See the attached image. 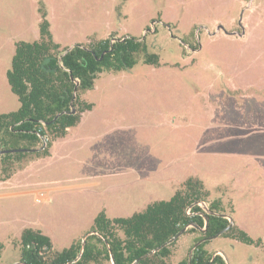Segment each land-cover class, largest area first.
Segmentation results:
<instances>
[{"label": "rangeland", "instance_id": "374dc122", "mask_svg": "<svg viewBox=\"0 0 264 264\" xmlns=\"http://www.w3.org/2000/svg\"><path fill=\"white\" fill-rule=\"evenodd\" d=\"M39 3L61 44L144 41L159 65L141 55L129 70L101 73L81 96L91 111L51 156L16 162L9 178L0 168V264L18 263L25 228L61 252L98 213L130 217L188 177L260 241L219 236L204 250L225 264H264V0H0V114L19 108L6 72L14 42L35 40Z\"/></svg>", "mask_w": 264, "mask_h": 264}, {"label": "trees", "instance_id": "16d2710c", "mask_svg": "<svg viewBox=\"0 0 264 264\" xmlns=\"http://www.w3.org/2000/svg\"><path fill=\"white\" fill-rule=\"evenodd\" d=\"M38 13L41 18L39 39L16 42L11 67L6 72L19 108L0 114V168L5 178L11 176L16 162L26 164L33 158L49 156L52 142L41 149L40 136L49 135L52 141L63 138L68 128L80 122L81 114L91 110L92 105L83 102L80 96L93 89L99 74L129 70L141 55L146 65H159L158 56L147 53L144 41L115 38V35L75 45L67 52L68 48L61 49L53 41L42 3H39ZM16 150L25 152H9ZM30 150L32 152H26ZM209 197L210 192L200 179L188 177L169 200L152 202L130 217L108 218L102 211L93 220L90 232L94 234L86 238L80 256L81 241L56 252L48 236L25 228L20 234L18 263L170 264L177 240L157 249L182 229L187 228L183 235L198 234L194 245L229 226L221 201H210ZM200 203L206 204L212 214H207ZM204 228L202 233L200 230ZM221 237L246 245H260L259 240L254 241L235 225ZM204 243L177 264H225L219 255L212 258L204 250ZM1 249L0 244V252Z\"/></svg>", "mask_w": 264, "mask_h": 264}, {"label": "crops", "instance_id": "0c3cea01", "mask_svg": "<svg viewBox=\"0 0 264 264\" xmlns=\"http://www.w3.org/2000/svg\"><path fill=\"white\" fill-rule=\"evenodd\" d=\"M45 9V8H44ZM45 11H46V9H45ZM37 12H38V8H37ZM38 15H39V13H38ZM46 15H47V12H46ZM39 17H40V15H39ZM47 18V17H46ZM40 21H41V18H40ZM40 21H39V23H40ZM49 22V21H48ZM49 31H50V33H51V36H52V39H53V41L56 43V44H58L60 47H61V49H63V48H71V47H73V46H75V45H81V44H86V43H90V42H96L97 40H93L91 37H89V38H87L84 42H82V43H71V44H69V45H67V46H65V44H61L60 42H59V40H57L56 38H55V36H54V34H53V32H52V30H51V26H50V23H49ZM36 36V37H35ZM34 37H35V40L34 41H37L38 39H39V24H38V33H37V35H35ZM118 36H115V38H117ZM16 42H19V41H15L14 42V46H15V43ZM33 42V41H32ZM14 52H15V47H14ZM13 55H14V53H13ZM13 55H12V57H13ZM11 67V66H10ZM10 69V68H9ZM8 69V70H9ZM7 70V71H8ZM108 73H110V72H108ZM100 75V74H99ZM98 75V76H99ZM98 78V77H97ZM96 78V79H97ZM93 88H95V81H94V87ZM93 90V89H92ZM91 91V90H90ZM88 92V91H87ZM86 93V92H85ZM84 93V94H85ZM83 95V94H82ZM81 95V96H82ZM81 96H80V99H81ZM82 100V99H81ZM83 101V100H82ZM84 102V101H83ZM86 103V102H85ZM87 104H90V103H87ZM92 105V104H91ZM92 109V108H91ZM91 111V110H90ZM87 112V111H86ZM85 113V112H84ZM84 113L83 114H81V118H80V122L79 123H81V121H82V119H83V115H84ZM78 123V124H79ZM77 124V125H78ZM76 125V126H77ZM76 126H74V127H76ZM71 128H73V127H71ZM68 129H70V128H68ZM68 129H67V131H68ZM66 131V135L63 137V138H60V139H57V140H55L54 141V143H53V145L51 146V148H50V150H49V156H51L52 154H53V152L56 150V148L58 147V145H59V143L61 144L65 139H66V137H67V135H68V132ZM49 156H47V157H49ZM0 183H3V182H0ZM184 236H186V237H184ZM185 238L184 239V242L183 243H181L182 245H177L176 246V249L173 251V256L177 253V252H179V250H183L184 251V254L182 255V257H180L181 259L179 260V262L180 261H182L183 259H185L186 257H189V255H190V251H191V249L195 246V244L193 245V242H194V240H195V238H197V234H186V235H182L181 237H179V239L177 240V243H178V241L181 239V238ZM176 243V244H177ZM52 246H53V244H52ZM215 255H219V252H215Z\"/></svg>", "mask_w": 264, "mask_h": 264}, {"label": "water", "instance_id": "95a60500", "mask_svg": "<svg viewBox=\"0 0 264 264\" xmlns=\"http://www.w3.org/2000/svg\"><path fill=\"white\" fill-rule=\"evenodd\" d=\"M73 47H74V46H73ZM73 47L68 48V49H67V52L70 51ZM74 112H75L74 109H72V110H71V113L73 114ZM59 116H60V115H57V117H59ZM57 117H56V118H57ZM43 148H44V147H42L41 149H43ZM23 151H24V150H16V151H9V152H10V153H16V152H23ZM35 151H37V150H35ZM24 152H25V151H24ZM26 152H32V150H30V151H26ZM206 213H207V214H212V213H210L208 210H206ZM224 217H226V216H224ZM226 218H227V217H226ZM204 219H205V221L207 222L206 217H205ZM232 226H233L232 222L229 221V226H228L225 230L221 231L220 233H218L217 235H215V236H213V237L207 238L206 240H212V239H215V238L221 236L223 233H225L226 231H228ZM190 227H195V226L190 225ZM196 228H197V227H196ZM186 229H187V228L182 229L177 235H175L172 239H170L169 241H167L166 243H164V244H163L161 247H159L157 250L162 249V248H164V247H167L168 245H170V244L173 243L174 241L178 240L179 237H181V236L185 233ZM197 229H198V228H197ZM198 230H199V229H198ZM200 231H201L202 233H204V232H205V228L202 229V230H200ZM93 234H94V233L89 232V233H88V234L82 239V241H81V250H80V254H79V256L81 255V253H82V251H83V247H84V244H85V240H86V238L89 237V236H91V235H93ZM206 240H202V241L196 243L195 246L191 249V251H190V255H191L193 249L196 248V246H198L199 244L203 243V242L206 241ZM153 252H154V251H153ZM153 252H152V253H153ZM190 255H189V257H190ZM79 256H78V258H79ZM15 264H20V263H15Z\"/></svg>", "mask_w": 264, "mask_h": 264}, {"label": "built area", "instance_id": "2783aa9c", "mask_svg": "<svg viewBox=\"0 0 264 264\" xmlns=\"http://www.w3.org/2000/svg\"><path fill=\"white\" fill-rule=\"evenodd\" d=\"M45 138H46V136L45 137L40 136L41 143L43 144V147L46 145ZM199 205L204 209V211L208 210L206 204L200 203Z\"/></svg>", "mask_w": 264, "mask_h": 264}]
</instances>
